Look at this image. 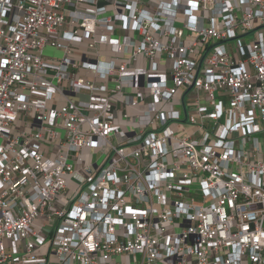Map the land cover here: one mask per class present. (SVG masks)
<instances>
[{
	"label": "built area",
	"instance_id": "obj_1",
	"mask_svg": "<svg viewBox=\"0 0 264 264\" xmlns=\"http://www.w3.org/2000/svg\"><path fill=\"white\" fill-rule=\"evenodd\" d=\"M0 264H264V0H0Z\"/></svg>",
	"mask_w": 264,
	"mask_h": 264
},
{
	"label": "crops",
	"instance_id": "obj_2",
	"mask_svg": "<svg viewBox=\"0 0 264 264\" xmlns=\"http://www.w3.org/2000/svg\"><path fill=\"white\" fill-rule=\"evenodd\" d=\"M108 50H110V49H108ZM113 53L112 52H110L108 55L109 56H111ZM121 56V55H120ZM167 62V61H166ZM139 64H141V61H140V63Z\"/></svg>",
	"mask_w": 264,
	"mask_h": 264
},
{
	"label": "rangeland",
	"instance_id": "obj_3",
	"mask_svg": "<svg viewBox=\"0 0 264 264\" xmlns=\"http://www.w3.org/2000/svg\"><path fill=\"white\" fill-rule=\"evenodd\" d=\"M189 99H192V96H189Z\"/></svg>",
	"mask_w": 264,
	"mask_h": 264
}]
</instances>
